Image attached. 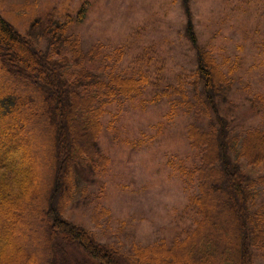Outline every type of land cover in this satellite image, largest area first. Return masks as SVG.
<instances>
[{
    "label": "trees",
    "instance_id": "1",
    "mask_svg": "<svg viewBox=\"0 0 264 264\" xmlns=\"http://www.w3.org/2000/svg\"><path fill=\"white\" fill-rule=\"evenodd\" d=\"M188 1L181 5L194 52L197 96L189 101L186 140L199 163L177 170L185 183L196 185L190 204L200 218L181 241L136 246L126 260L254 264L253 250L264 252V206H256L264 173L252 174L239 160L252 171L264 168V126L246 130L240 138L234 132L230 78L196 42ZM69 23H51L41 50L0 15V264H58L64 246L82 250L96 264H119L121 253L115 247L98 243L88 228L64 213L80 181L90 180L110 162L97 142L103 107L117 96L132 100L145 80L116 74L100 80L85 69L88 52L82 51ZM64 52L79 68L71 76L64 72ZM37 128L48 131L43 142L34 136ZM31 230L36 239L29 236Z\"/></svg>",
    "mask_w": 264,
    "mask_h": 264
},
{
    "label": "rangeland",
    "instance_id": "2",
    "mask_svg": "<svg viewBox=\"0 0 264 264\" xmlns=\"http://www.w3.org/2000/svg\"><path fill=\"white\" fill-rule=\"evenodd\" d=\"M181 2L0 0V15L41 50L47 45V27L70 21V32L88 52L85 69L100 80L108 81L112 74L145 80L132 100L117 96L103 107L97 142L110 162L90 180L80 181L64 213L88 228L98 243L115 247L121 253L119 264H130L126 257L136 246L181 241L200 218L190 204L198 193L196 185L185 183L177 170L199 163L186 140L191 121L187 109L197 93ZM188 6L196 42L230 78L234 132L240 138L246 130L262 128L264 0H189ZM64 54V72L71 76L79 68L70 52ZM46 134L37 128L34 136L43 142ZM239 161L252 174L264 173V168L252 171ZM263 204L264 190L259 189L256 206ZM29 236L37 238L34 230ZM63 249L58 264H96L76 247ZM262 255L253 250V263L264 264Z\"/></svg>",
    "mask_w": 264,
    "mask_h": 264
}]
</instances>
